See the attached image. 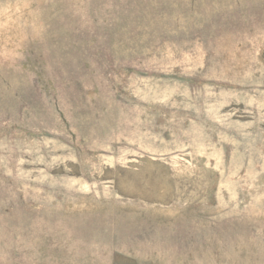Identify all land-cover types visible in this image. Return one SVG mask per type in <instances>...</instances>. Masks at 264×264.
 <instances>
[{"label":"rangeland","instance_id":"obj_1","mask_svg":"<svg viewBox=\"0 0 264 264\" xmlns=\"http://www.w3.org/2000/svg\"><path fill=\"white\" fill-rule=\"evenodd\" d=\"M0 264H264V0H0Z\"/></svg>","mask_w":264,"mask_h":264}]
</instances>
